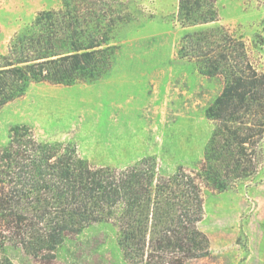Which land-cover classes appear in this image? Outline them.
<instances>
[{"label":"trees","instance_id":"16d2710c","mask_svg":"<svg viewBox=\"0 0 264 264\" xmlns=\"http://www.w3.org/2000/svg\"><path fill=\"white\" fill-rule=\"evenodd\" d=\"M118 0H60L36 13L0 55V110L31 85L93 83L111 70L110 36L123 20ZM218 0H177L175 20L190 30L177 56L223 88L205 116L214 125L199 167L159 175L153 160L124 168L92 167L76 148L43 143L17 126L0 148V264L13 244L51 262L67 238L98 223H112L128 264H190L209 255L198 229L205 191L223 193L254 175L264 139V70L247 45L217 23ZM258 43L264 37L256 36Z\"/></svg>","mask_w":264,"mask_h":264},{"label":"rangeland","instance_id":"374dc122","mask_svg":"<svg viewBox=\"0 0 264 264\" xmlns=\"http://www.w3.org/2000/svg\"><path fill=\"white\" fill-rule=\"evenodd\" d=\"M117 2L123 20L110 36V72L69 87L31 85L0 110V148L12 128L26 126L43 143L74 146L92 167L124 169L148 159L163 176L199 167L214 128L205 111L223 81L178 58L180 39L190 30L175 20L177 0ZM59 7L60 0H0V55L36 13ZM216 7L219 21L196 30L226 27L264 70V43L256 38L264 37V0H218ZM259 151L254 175L223 193L204 192L198 229L209 240V255L190 264H264V139ZM54 255L48 262L13 244L1 252L12 264H128L112 223L86 227Z\"/></svg>","mask_w":264,"mask_h":264}]
</instances>
